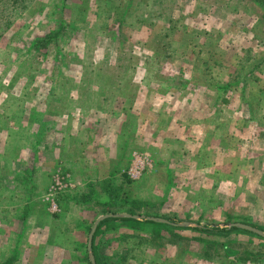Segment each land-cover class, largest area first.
<instances>
[{
  "label": "rangeland",
  "instance_id": "rangeland-1",
  "mask_svg": "<svg viewBox=\"0 0 264 264\" xmlns=\"http://www.w3.org/2000/svg\"><path fill=\"white\" fill-rule=\"evenodd\" d=\"M7 125L0 162L42 137L79 145L59 169L80 187L51 215L80 241L60 251L68 264H90L87 228L129 210L172 227L99 237L109 264H264L263 239L197 231L264 227V0H0Z\"/></svg>",
  "mask_w": 264,
  "mask_h": 264
},
{
  "label": "crops",
  "instance_id": "crops-1",
  "mask_svg": "<svg viewBox=\"0 0 264 264\" xmlns=\"http://www.w3.org/2000/svg\"><path fill=\"white\" fill-rule=\"evenodd\" d=\"M98 104L99 101L92 110L96 111ZM56 115L58 118L62 115L60 106ZM8 126L0 134L11 133L13 129ZM25 128L31 135L29 144L33 143L36 134L47 136L49 133V125L44 120L37 131L31 123ZM23 147L13 149V159L2 157L0 162V264H68L67 254L61 256L60 251L66 244L76 245L80 241L59 239L58 227L52 225L51 215L59 216L64 207L67 209L66 204L60 203L61 197L74 196V190L80 187L75 177L71 179L72 175L65 169H59L66 167L72 156L78 155L79 145L76 142L69 146H60L58 142L46 144L45 137H42L35 148L32 145ZM29 149L33 152L30 153ZM40 150H43L42 155ZM55 150L62 153L57 155ZM69 155L71 157L68 158ZM91 231L87 242L90 263L88 246Z\"/></svg>",
  "mask_w": 264,
  "mask_h": 264
},
{
  "label": "trees",
  "instance_id": "trees-1",
  "mask_svg": "<svg viewBox=\"0 0 264 264\" xmlns=\"http://www.w3.org/2000/svg\"><path fill=\"white\" fill-rule=\"evenodd\" d=\"M85 15V14H84ZM63 25V26H62ZM60 27L62 28V30L64 29V21H62L60 23ZM10 28V27H9ZM62 32V31H60ZM55 38H59V32L57 33ZM53 42V38H46V39H41L38 40L37 42L33 43V47H35L36 49H41V47L44 45H49ZM221 102L223 104H228V100L223 98L221 99ZM108 181L105 182V190L107 193V197L109 198L108 201L110 203V205H117L118 204V199L116 197V192H114V190H112L110 184H106ZM108 214H117L115 212H106V215ZM127 214L131 215V216H135L136 213L133 211H128ZM148 218H151V216H147L146 218H144V220H138L135 219L134 217H110L107 218L105 220H103L97 230L96 233L93 237V245H92V251L93 254L95 256L96 259V264H109L107 262V259L104 258L100 252V247L99 245H97V240L99 237L106 235L108 232H115L118 231L119 229L125 227L131 230H145L147 229V227H151V229L155 232V233H159L161 230L163 229H167L172 227L171 223H168L167 220H165L164 218L162 220H165L166 222H158V221H153V220H148ZM157 219V218H156ZM256 229L262 231L264 233V227H255ZM183 229V228H182ZM88 232L90 233L91 231V227L87 228ZM197 231L202 232V233H206L208 235H225V234H232L235 232H240V233H245L251 236H255L258 237L260 239L264 240V236H261L257 233L248 231V230H244L238 227H232L230 229H219V228H210V227H199L197 229ZM91 264V263H90Z\"/></svg>",
  "mask_w": 264,
  "mask_h": 264
},
{
  "label": "water",
  "instance_id": "water-1",
  "mask_svg": "<svg viewBox=\"0 0 264 264\" xmlns=\"http://www.w3.org/2000/svg\"><path fill=\"white\" fill-rule=\"evenodd\" d=\"M110 217H134L135 219H138V220H142V219H144V218H142V217L131 216V215H129V214H121V215H119V214H115V215H114V214H108V215H105V216L99 218L98 221L95 223V225H94V227H93V229H92V231H91L90 238H89V246H88V248H89V250L91 251V254H90V260H91V263H92V264H96V259H95V256H94L93 252H92V241H93V237H94V235H95V233H96V230H97L98 225H99L103 220H105V219H107V218H110ZM148 220H153V221H158V222H166L165 220H162V219H156V218H148ZM168 223H169V222H168ZM231 227H238V228H241V229H244V230H248V231H251V232L257 233V234H259V235H261V236H264V233H263L262 231H260V230H258V229H256V228H254V227L248 226V225H243V224H239V223H237V224H233V225H231Z\"/></svg>",
  "mask_w": 264,
  "mask_h": 264
}]
</instances>
